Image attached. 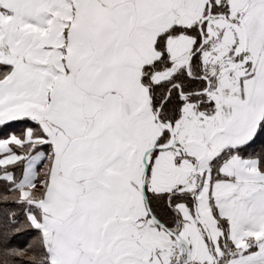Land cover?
I'll use <instances>...</instances> for the list:
<instances>
[{
  "label": "snow or ice",
  "instance_id": "snow-or-ice-1",
  "mask_svg": "<svg viewBox=\"0 0 264 264\" xmlns=\"http://www.w3.org/2000/svg\"><path fill=\"white\" fill-rule=\"evenodd\" d=\"M0 264H264V0H0Z\"/></svg>",
  "mask_w": 264,
  "mask_h": 264
}]
</instances>
